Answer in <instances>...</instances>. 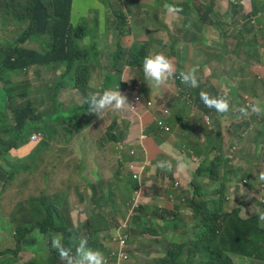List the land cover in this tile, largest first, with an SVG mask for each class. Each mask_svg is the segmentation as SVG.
Here are the masks:
<instances>
[{
    "label": "crops",
    "instance_id": "0c3cea01",
    "mask_svg": "<svg viewBox=\"0 0 264 264\" xmlns=\"http://www.w3.org/2000/svg\"><path fill=\"white\" fill-rule=\"evenodd\" d=\"M244 1H246L245 8L237 5V9H235L228 3V0H192L191 5L180 15L174 16L167 12L166 17L169 21H184L188 26L196 27V33L188 36L167 35L156 39V43L159 44L157 53H164L172 59L177 73L195 69V75L199 76V82L206 84L210 96H223L228 99L230 111L226 119L214 116L212 119L206 120L205 114L201 113L199 96L192 91L185 90L182 85H171L167 89L151 91L146 88L142 80L137 81V88L134 92L142 95L140 85L146 88V93L143 96H146L155 105L152 111L142 116L140 121L147 118V121L142 124V129L144 130L143 126L147 123H155L160 115V110L167 109L169 111L167 124L171 133L166 135L159 133L157 135L147 133L144 130L148 137L145 142L158 149L166 156V159L158 160L153 165V172L148 174L145 179L144 189L147 195L138 216L149 222L148 229L156 228L152 229L151 233L142 236L138 234L143 233L135 229L138 234L131 237L127 248V255L131 264H137L134 256L139 252V249L135 247L139 242L134 243L136 239L144 240V249L150 248L147 252L148 255L144 254L141 257L144 260L139 264H156L155 257H161L160 263H162V260L168 257L178 241L200 248L203 255L207 257L202 244L203 238L199 236L197 240L193 241L177 236H195L196 233L191 232V230L200 227L195 214L187 206V199L191 198L194 174L204 161L209 164L216 162L220 172V181L227 182L226 187L235 185L239 198L235 206L241 209L240 218L248 219L253 212L259 209L263 210L264 181H260L263 184L260 187L253 185L259 180L258 177L261 173L255 174L254 172L260 170L264 172V133L260 131L264 129V111L261 114H255L251 108L257 104L264 110V25L259 28L256 35L249 38L243 37L241 41L243 45H240L234 36L206 35L204 33L208 27V14L212 12L217 14L218 10H227L230 6L231 10L244 9L245 14H248L252 9L251 0ZM260 3L264 4V0H260ZM9 27L16 28V25L13 22L0 25V42L6 36ZM151 54L155 53L152 51ZM233 67H237L238 71L243 73V77L240 84L231 86L225 84V80L221 79L220 75L231 71ZM27 76L28 74L19 78H26ZM13 82L17 83L16 89L18 91L28 93L35 103L30 88L23 87V83H27V80H13ZM85 96L90 97L91 95L87 92ZM241 108L247 109L248 114L243 115L239 111ZM176 122L182 124V128L175 127L173 123ZM186 123L192 125L184 126L183 124ZM254 131H257V134L252 136ZM97 133L98 129L88 130L65 137L61 142L68 146L70 143L77 147L82 145L83 150L91 148V152L99 153L104 148H110V145L106 147L104 141H94L93 137ZM193 138H197L199 141H195ZM43 143L42 137L36 136L35 140H30L21 149L9 151V155L16 158L12 165L6 166V168L0 165V178L5 179L0 188L15 172L22 174L24 179L16 186H8L6 198L0 202L6 210L0 212V230L2 231L0 233V256H3L6 264H14L15 260H18L19 264H56L51 259L49 244L46 241L49 237H54L63 242V227L56 229L47 226L44 229L38 226L35 229V226L40 222L38 219L40 214H43L42 217L45 218V214L54 211L60 219H64L65 228L76 236L90 234L89 220L94 215H99L100 212H102L100 217L102 226L109 225L114 220L107 213L110 203L104 201L105 197L98 200L95 191V183L101 180V184L108 186L109 194L110 185L115 182L112 178L109 179L110 174H100L98 180L86 175V182L81 187L73 188L72 186L70 189L72 195L69 194V199H66L69 206L65 217L61 216L63 209L51 208L47 212L42 209L40 204L31 201L27 194L31 193L32 187L39 185V189L42 187L41 180H35L34 173L40 164L34 157ZM175 143H179V149L174 148ZM68 146L67 148H69ZM116 149L122 151L125 148L116 145ZM143 152L145 153V151ZM6 154L8 153H5L4 150L1 157L5 159ZM75 157L77 160L81 159L79 155ZM160 161H169L171 164L184 162L186 167L182 171H178L176 167L174 168L175 171L171 173L173 167L171 171L155 167ZM15 164L21 169L16 171ZM107 172L110 173L108 169ZM240 172H246L245 176L241 177ZM41 176L45 180L48 179V176ZM208 187L211 188L209 191L207 190ZM203 188L208 193L209 200H215L213 197L214 187L209 180L203 182ZM92 190H94V196L99 203L97 209L92 208ZM43 195L40 196V202ZM133 197L134 192L127 194L126 208ZM89 201L90 207H88ZM102 201L109 204L104 210L100 206ZM96 210L99 211L98 214L94 213ZM184 211H189L193 217L188 226L184 227L189 230H180L174 224L177 218L183 216ZM242 211L245 212L244 215ZM4 214H8L10 219L19 224V227L7 220ZM24 220L26 221L22 227L21 224ZM168 221L170 225L167 224ZM162 228L169 235L166 234L161 238L159 235L163 233ZM106 234L101 233V236ZM170 239L174 240V244L170 242ZM168 245L171 248L165 254V247ZM185 251L187 250H183L182 257ZM70 257L73 258L75 264L76 256ZM232 264H236L234 260ZM259 264L264 263L260 262Z\"/></svg>",
    "mask_w": 264,
    "mask_h": 264
},
{
    "label": "rangeland",
    "instance_id": "374dc122",
    "mask_svg": "<svg viewBox=\"0 0 264 264\" xmlns=\"http://www.w3.org/2000/svg\"><path fill=\"white\" fill-rule=\"evenodd\" d=\"M73 0V7H72V16H71V23L74 28H78L80 34H84L85 37L83 41L77 42L76 47L80 48L83 51L88 52L87 59H86V69L89 72V76L91 75V86L93 88L88 91L89 95L96 94L95 90L102 89L100 88L103 85L106 90H115L116 84H118V80L116 83L112 79V77H102L100 78L101 74L105 72H109L111 62L114 56L121 57L124 61L125 65L128 63L127 55H129L133 46L139 44L144 46V55L141 57V62L138 67L132 69L130 66H125L122 69L121 78L124 74V78L129 77V84L127 85L128 88L135 90L137 88V81L142 80L143 77L141 74V64L145 57L150 56V52L157 53V49L159 44L156 43V39L158 37H165L167 35H181V36H188L190 34L196 33V28L189 29L187 24L184 21H169L167 20V6L173 5L176 7L184 9V5H187L190 0ZM22 0H0V25L7 21L9 23L13 22L16 25V28L9 27L6 36L2 38V42H0V57H7L11 55L8 51L12 46L15 45L17 39H20L24 33L26 32L28 25L25 23H20L15 19V11L21 13L23 7L21 6ZM228 3L235 9H237V5H240L242 8L246 7V1L244 0H228ZM124 4L131 5L130 14L129 10L124 7ZM139 7V10L137 8ZM154 10L158 12L157 17H154ZM3 12H7V14H3ZM123 11L124 13H121ZM182 12L179 13V15ZM239 13L237 17L233 18L235 13L231 10V7L228 6L227 10H218L217 14L214 13L211 17L212 19L208 22V27L204 32L206 35H214V34H223V35H230V36H237V31L242 29L243 32L250 30L249 23L247 22V17L244 14H241L240 11H236ZM121 22L124 24L123 31H118V23ZM128 22V24H127ZM219 24H223V26L219 27ZM148 30V33H146ZM13 33V34H12ZM1 40V38H0ZM43 44L41 47L37 44H31L28 48L39 49L42 51L43 54L46 53L47 50V39L41 38ZM92 56H97L99 58V67H94L92 65ZM117 60V58H114ZM113 60V61H114ZM121 62V59H119ZM2 66V65H0ZM1 70V67H0ZM47 68L40 70V73L46 79L43 80V85L50 89H54V86L57 84L61 78V73L56 74V78L54 79L51 74L47 73ZM36 69H32L26 78H18L21 74L17 70H3L1 71V76L6 75V79H14V80H27V83H23V87L30 88L33 100L36 103V107L39 112L49 111L50 113L54 112V108L49 103H43L45 99L44 91H38L40 88V83L36 80L35 76ZM198 81L199 78L196 76ZM101 79L103 82H101ZM246 80V79H245ZM136 82V83H134ZM217 86V85H216ZM225 89V88H224ZM133 90H129L127 92H121L122 95L126 96L128 101L133 96ZM140 93L145 95L146 88L141 87L140 85ZM5 98L4 93H0V99ZM86 97L83 96V93L73 90L69 88L63 92L58 94V101L62 105V109L64 111H70L72 108L76 106H83L85 103ZM29 103L28 100L22 99L21 100V107L23 109ZM257 106V104L255 105ZM0 110L5 111L4 114H0V124H5V117L6 122L8 125H12L11 122V115L7 108L0 102ZM42 118L38 120V124H43V114H40ZM116 121L117 127L115 130H111L112 123ZM147 121V118L140 121V119L133 114L129 113L127 110L122 112H112L106 115L102 120H95L94 124L92 125L93 128L98 129V133L93 137L94 141H104L106 143V147L110 145V148L103 149L101 152H87L82 150L83 146H75L73 143L70 145H64L61 141L63 138L66 137L65 129L69 127L68 135H72L75 133V129L72 126H69L68 122H64L63 118L59 117L58 122L56 121H48L47 126L49 129L46 131V136L44 137L43 144L35 155L34 159L38 160L39 157L41 159L47 160L52 163L56 175H48V179L45 180L40 174L35 175V180H41L42 187L40 185L38 187H32L31 193L29 192L27 195L30 197L32 202L38 203L41 205L42 209H45L47 212L49 209H56L60 210L63 209V213H61L62 217H65L68 213V199L70 194V189L74 187H81L86 182V175L95 178L98 180V176L100 174H110L111 176L109 179H113L117 186V192L119 194H124L130 190L131 180L128 176L129 171L124 168V166L128 163V157L130 150H135L140 157L147 158L148 160L152 161L155 164L158 160L166 159V156L162 154L158 149L153 148L148 142H143V129L142 124ZM71 125H76L75 121L70 122ZM175 127L179 124L174 123ZM11 129L9 126L0 127V138L3 140H10L11 135H3L6 131L8 132ZM150 131L155 133L159 131L155 125L150 126ZM264 133V129L260 130ZM257 131H254L252 136H255ZM154 135V134H153ZM115 136L118 139L124 141V150L118 151L116 149V144L111 141V137ZM30 140H33L34 135L28 136ZM195 141H199L197 138H193ZM22 141L19 142V146L21 145ZM69 147V152H63L60 154L58 149ZM175 149H179V143L174 144ZM145 150V153L143 152ZM11 150L10 152H12ZM4 152V146L0 143V153ZM120 152H122V157H118ZM61 155L63 158H61ZM76 155H79L80 160L75 158ZM16 161V158H13L11 155L6 154V158L0 157V165H3L4 168L6 166L12 165ZM170 161V160H169ZM69 162L66 167L63 166ZM177 164H172L174 172ZM16 171L20 170L21 168L15 164ZM107 169L110 173L107 172ZM262 172L255 171V174H259ZM210 178L213 183L216 181V176L213 170L209 172ZM246 172H240L241 177H244ZM5 179L3 177L0 178V185ZM22 174L15 172L12 177L6 181L0 188V202L1 200L6 198V188L8 186H16L19 182L23 181ZM99 182L95 183V191L98 200H102L108 194V186L101 184ZM263 185L259 180L254 183V187H260ZM229 186L227 187L228 191ZM223 189V188H221ZM208 190L210 188L208 187ZM94 191V190H93ZM115 194V191H112L110 194ZM40 194V195H39ZM43 195L42 200L40 202V196ZM227 194V192H226ZM72 195V193L70 194ZM199 195V194H198ZM67 199V200H66ZM202 202L204 199H199ZM196 203V205H202L199 201H192ZM42 203V204H41ZM244 203V202H243ZM91 203L89 201L88 207H90ZM108 203L102 201L100 206L101 209L104 210L108 207ZM188 205H192L188 204ZM245 206V203H244ZM3 204H0V212H4ZM237 206H235L236 208ZM230 211L229 204L226 203L224 212L228 213ZM95 214H98L99 211H94ZM244 211L242 214L244 215ZM261 214H264V211L259 209L258 211L253 212L249 215L248 219L253 218L254 216L258 215L260 217ZM43 214H40L38 217L39 221H43ZM7 220H10L14 223V225L19 227V224L15 223L12 219L9 218L8 214H4ZM108 220V219H106ZM193 220L189 211H184L183 216L177 218L174 221L175 226L180 230H189L184 228L188 226V224ZM26 220H24L21 226H24ZM170 225V222H167ZM38 225L35 226V229ZM116 228V227H115ZM108 232L103 237H99L101 242H105L106 245H103L105 248L104 255L109 254V238L112 233H119L120 235L126 230L124 227L120 231H114V229ZM2 231L0 230V233ZM191 232L196 233L194 235H177L178 237L187 239V240H197L202 233L206 232L205 227L202 225L201 227L191 230ZM169 235V233H161L159 237H163L164 235ZM158 237V238H159ZM96 239L95 234H91L89 238L80 235L78 236L77 242L81 240L93 241ZM52 240L49 239V243L51 244V254L53 260L57 263L62 264L57 257V252L52 247ZM139 242L136 244L135 247L139 249V252L136 254L135 260L137 264L141 263L144 259L141 257L146 254L148 255V250L150 248L144 249V240L139 241L136 239L134 243ZM61 245V244H60ZM81 248V247H79ZM85 248V247H83ZM171 246L165 247V254L168 253ZM188 251H185L183 257L181 258V264H201L202 257L200 255H192L190 258L188 257ZM240 258V257H238ZM236 257H232L236 264H246V260L238 259ZM161 257H155V263L157 264L158 261L160 263ZM0 264L4 263L3 256H0ZM14 264H19L18 260H15ZM123 264H131L129 260L124 262Z\"/></svg>",
    "mask_w": 264,
    "mask_h": 264
},
{
    "label": "trees",
    "instance_id": "16d2710c",
    "mask_svg": "<svg viewBox=\"0 0 264 264\" xmlns=\"http://www.w3.org/2000/svg\"><path fill=\"white\" fill-rule=\"evenodd\" d=\"M251 4L252 9L248 14H245L244 9L238 10L241 14L246 15L247 22L250 26V30L245 32L240 30L237 32V39L239 41H242L243 37L249 38L256 35L259 28L264 25V4H261L260 0H251ZM21 6L23 10L21 13L15 11V19L20 23L27 24L28 28L24 35L16 40L15 45L8 49L11 55L3 58L0 57V65H2L0 66V74L3 70H17L21 73L18 76L19 78L29 74L32 69H36V80L40 83L38 91H44L45 103H49L54 108V112H39L36 103L31 100L28 93H22L16 89L17 83L13 82L14 79H6V75L5 77H0V84H2L0 93L5 94V98L0 99V102L9 111L12 122V125H8L5 117V124H0V127L5 125L11 127L8 132L6 131L3 134H10L11 139L6 141L0 138V143L3 144L5 153H9L12 149H21V147L30 141L29 135L40 134L46 136V131L49 129L48 126L46 128L47 122L51 120L58 122V117L60 116L65 117L68 121H77L76 132L83 131L91 125L90 119L86 117L88 106L85 103L83 106H76L70 111H64L62 105L58 101V94L69 88L81 92L83 95H86L89 90L93 89L90 88L92 76H89L85 63L88 52L76 47V43L83 41L86 33L84 31V34H80L78 28L72 26L71 16L73 0H22ZM124 7L132 14L130 11L131 5L124 4ZM137 8L139 9L138 6ZM2 13L5 15L8 11H2ZM121 13L124 12L121 11ZM6 22L7 21H4L3 23ZM123 27L124 24L119 22L117 27L118 31H123ZM188 28L193 29V27L189 26ZM146 33H148V30H146ZM41 38H46L48 40L45 54L39 49L28 48L31 44H37L41 47L43 44ZM1 50L0 48V51ZM143 53L144 48L142 46H133L129 55H127L129 61L126 65L121 57L114 56L117 60L113 58L114 61L112 60L109 67L111 71H104L100 78L104 76L112 77L115 83L118 80L119 83L116 84L115 90L119 89L121 92L133 90L127 87L130 83L128 80L130 74L127 78H124V74L121 78L120 74L125 66H130L132 69H135ZM119 59H121V62ZM92 65L94 67H99V58L97 56H92ZM44 68H47V73L51 74L54 79L56 78V74L61 73V78L59 81V77L56 79L57 84L54 86L53 90L43 85V80L46 78L43 77L40 70ZM242 77L243 73L238 71L237 67H233L231 71L224 72L220 75V78L225 80V84L231 86L240 84ZM101 82H103L102 79ZM100 88L102 91L96 89L95 92L103 94L106 88L103 85H101ZM183 88L194 92L198 96L201 91L209 92L206 84L202 82H198V87H191L184 84ZM22 99L28 100L29 103L25 108L20 109ZM0 114L5 115V111L0 110ZM40 114L45 115L43 116V124H38V120L42 118ZM204 114L207 120L212 119L214 116L221 117L214 109H209L205 106ZM155 124L159 130L155 132V134L158 135L160 133L159 122L145 124L143 126L145 132L152 133L150 131V126ZM116 127L117 122L114 121L111 130H115ZM20 141H22V143L19 146ZM111 141L121 148L124 147V142L115 136L111 137ZM94 147L96 148L97 146L95 145ZM39 150L40 148L38 151ZM84 151L91 152L92 150L89 148ZM58 152H60V154L63 152L68 153L69 148H60ZM117 156L122 157V153H119ZM61 158L64 159L62 155ZM37 161L40 165L36 167L34 175L40 174L48 176L54 174L57 176L51 162L41 159V157H39ZM68 164L70 163L67 162L63 166L62 171ZM153 165L154 164L150 160L147 158L143 159L138 153L132 154L131 151L129 152L128 163L124 168L129 171L128 176L131 180L130 190L124 194H119L117 192L116 183L114 182L110 185L109 195L104 198V201L110 203L107 213L114 220H112L109 225L102 226L100 222L102 212H100L99 215H94L89 220L90 226L88 225L92 234L101 238V233H108L115 227L114 231H119L125 226L126 230L122 236L125 238L128 246L131 237L138 234L135 229L140 230L143 234L138 235L142 236L151 233V230L156 228L151 227L148 229L149 222L138 216L140 212L139 209H134V212L130 215L128 208H126L128 193L139 191L144 198L147 195L144 189L146 184L145 179L148 174L153 172ZM211 170L214 171L216 176L215 183H213L210 178L209 172ZM205 180H209L210 184L214 187L213 197L215 200L213 201L209 200L208 193L204 191L203 182ZM226 185L227 182L220 181V172L217 169L216 162L209 164L207 161H204L194 174L192 183L194 198L187 199V206L195 214L200 227L203 225L206 229V232L202 233L200 237L203 238L202 244L207 257L203 255L200 248L192 244H184L178 241L168 257L162 260L160 264H181L183 250L188 251L189 257L192 255H200L202 257L201 264H232V257H240L238 259L246 260V264L248 262V264L264 263V224L261 223L260 218L257 216L250 219L240 218V208H236L230 214L224 213ZM112 191L116 193L110 194ZM202 198L204 200L200 202L199 199ZM91 200L93 204L92 208L97 209L99 203L94 196L93 190L91 191ZM191 200L195 202L199 201L202 205H196V203L191 202ZM191 203L192 205H188ZM44 217L43 221L39 222L37 225L44 229L47 228V226L56 229L62 226V245L64 247H70L76 242V235L65 228L66 223L64 219H60L54 211L45 214ZM116 219H119V221H116ZM161 230L164 233V228ZM170 242L174 244V240L170 239ZM91 247L95 250L103 249L100 240L93 241Z\"/></svg>",
    "mask_w": 264,
    "mask_h": 264
},
{
    "label": "clouds",
    "instance_id": "9594fccd",
    "mask_svg": "<svg viewBox=\"0 0 264 264\" xmlns=\"http://www.w3.org/2000/svg\"><path fill=\"white\" fill-rule=\"evenodd\" d=\"M160 2H161V0H159L158 3H160ZM191 2H192V0H190V2L187 5H184L183 10L179 7H176L173 5H168L167 6V12L171 15L178 16L180 12H183L185 9H187L189 7V5H191ZM232 11L235 13V15H233V18H235V17H237V15H239L238 13H236L235 10H232ZM155 12H154V17H155V14L157 17L158 12L157 11H155ZM213 14H214V12H212L211 14H208L209 20L212 19L211 17L213 16ZM221 26H223V24H219V27H221ZM187 27H188V25H187ZM189 27H193V26H189ZM193 28H195V27H193ZM240 30H242V29H240ZM219 35H223V34H219ZM224 36H226V35H224ZM237 38H238V33H237V36L235 37V39L238 40ZM239 42H240V45H243V44H241V41H239ZM137 45H139V44H137ZM140 46H142V45H140ZM142 47L144 48V46H142ZM143 55H144V53H143ZM141 57H140V59H141ZM140 62H141V60H139L138 66L140 65ZM141 74L143 77V84L146 86V88L150 89L151 91H160L163 89H167L171 85H182L183 86L184 84H186V85H189L191 87H198V82H199L197 77H196L197 75H195V69H192L188 72L182 71L179 74L176 71L174 61L172 59H170L164 53H160V52L156 53V54H151L150 56H147L144 58V60L141 64ZM198 78H199V76H198ZM83 96H85V95H83ZM134 96H140L145 101L151 102L147 99L146 96L136 94V92H133L132 99H130L128 101L127 97L122 95L121 91L119 89L118 90H105L103 92V94L97 93V94L91 95L90 97L85 96L86 99L84 102L88 106L87 110H86V117L88 119H90L91 125L89 127H87L85 130L80 131V132H76L77 121H75V120L68 121V120H66L65 117H62V116H60V117L63 118L64 122H68L69 126H72L75 129L74 134H80V133H83V132L88 131V130H95V129H97V127L93 128V126H92L94 124L95 120H102L106 115H108L112 112H122V111L127 110L129 113L133 114L132 112H130L129 108L132 107L131 102H132ZM199 96H200L199 100H200V105H201L200 106L201 113H204V106H205L209 109H214L215 112L218 115H220L222 118H225V119L227 118V114L230 111V104H229V101L226 97H223V96L212 97L206 91H201L199 93ZM154 108H155V105L153 104V106L149 110V112L152 111ZM239 111L243 115L248 114L247 109H245V108H241ZM251 111L255 114H261L262 111H264V110H262L259 106L254 105V106H252ZM159 114L160 115L158 116V118L156 119L155 122H159V124H160V126H159L160 127V133L165 134V135L170 134L171 129L167 124V121L169 119V111L167 109H162L159 111ZM133 115L138 117L140 120L142 119V117L140 118L139 116H137L135 114H133ZM205 119H206V117H205ZM72 121H75L76 125H74V126L71 125L70 122H72ZM176 123L179 124V126L177 125L178 127L182 128V124H180L179 122H176ZM196 124H198V123H196ZM165 125L169 128V132L164 131ZM183 125L184 126H191L192 124L186 123ZM65 131L67 134L66 137H68L69 136L68 135L69 127L66 128ZM36 136H41L43 140L45 137L44 135L34 134L33 140H35ZM143 136H146L144 133V130H143ZM147 139H148V137H147ZM146 140H144V141L142 140V141L145 142ZM130 151H132V150H130ZM143 151H145V150H143ZM155 167L171 171L172 164L169 161H160L155 165ZM176 167H177L178 171H182L186 167V164L184 162H178ZM258 179H259V181H264V172H261L259 174ZM226 192H227V194L225 193V205H226V203L229 204L230 211L228 213H225V212L224 213L230 214L237 208V207L235 208V205L239 201V198H238V193H237V189H236L235 185L229 186L228 191L226 189ZM193 198H194V194H193V188H192L190 199H193ZM144 199L145 198L141 196L139 191H134V197L127 206L128 211H130V207L133 203L136 205L135 209L140 210L142 208V206L144 205ZM262 206H263V211H264L263 202H262ZM130 215H131V213H130ZM256 216L259 217L258 215H256ZM259 218L261 220V223L264 224V214H261ZM123 233L121 234V236L123 235ZM91 234H92V232H90V234L85 235V237L89 238V236ZM119 235H120L119 233H112L111 234V236L108 240V242H109L108 247H109L110 251H109V254L106 253V255L103 254V253H105V248L103 245H106V243L105 242L102 243L101 240L97 236H96V239L93 241L100 240V244L103 247V249H99V250L93 249L91 247V243L93 241L89 242L87 240H81V241L77 242L78 236H76V242L73 245H71L70 247H64L62 245L63 242H60L58 239H56L54 237H49L48 240L46 241V243L49 244V250H50V254H51V244L49 243V239H53L52 240V247H54V249L56 250L58 260L62 264H74V260L70 256H76L77 260H76L75 264H123L124 262H127L129 260V257L127 255L128 246L125 250L127 260H122L118 254H115V255L113 254V253H117V251H118L117 245L114 243V239H117L119 237ZM79 247H81V248H79ZM83 247H85V248H83ZM69 253H70V255H69ZM51 259L53 260L52 254H51ZM55 263L59 264L56 261H55Z\"/></svg>",
    "mask_w": 264,
    "mask_h": 264
},
{
    "label": "built area",
    "instance_id": "2783aa9c",
    "mask_svg": "<svg viewBox=\"0 0 264 264\" xmlns=\"http://www.w3.org/2000/svg\"><path fill=\"white\" fill-rule=\"evenodd\" d=\"M131 106L129 108L130 112H132L133 114L139 116L140 118L149 112V110L152 108L153 104L151 102H147L145 101L142 97L140 96H134L132 102H131ZM160 126V124H159ZM165 132H169V128L165 125ZM147 137L143 136L142 140H146ZM132 154L136 153L134 150L131 151ZM263 204H264V200H262ZM136 208V205L133 203L130 207V213H132L134 211V209ZM114 243L117 245V253H113L118 254L120 256V258L122 260H127V256L125 253V250L127 248V244H126V240L125 238H123L121 235H119V237L117 239H114Z\"/></svg>",
    "mask_w": 264,
    "mask_h": 264
},
{
    "label": "water",
    "instance_id": "95a60500",
    "mask_svg": "<svg viewBox=\"0 0 264 264\" xmlns=\"http://www.w3.org/2000/svg\"><path fill=\"white\" fill-rule=\"evenodd\" d=\"M0 86H1V89H2V84H0ZM1 89H0V90H1Z\"/></svg>",
    "mask_w": 264,
    "mask_h": 264
}]
</instances>
